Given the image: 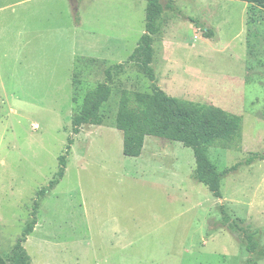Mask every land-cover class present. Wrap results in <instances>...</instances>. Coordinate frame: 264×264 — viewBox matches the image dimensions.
Returning a JSON list of instances; mask_svg holds the SVG:
<instances>
[{"label": "rangeland", "instance_id": "374dc122", "mask_svg": "<svg viewBox=\"0 0 264 264\" xmlns=\"http://www.w3.org/2000/svg\"><path fill=\"white\" fill-rule=\"evenodd\" d=\"M161 1L174 11L152 37L155 85L241 117V141L207 151L218 172L255 160L222 177L217 199L181 143L146 137L138 158L122 154L119 102L152 94L127 62L145 31V0H0V255L9 264H22L15 246L28 226L29 264H264V12L236 0ZM106 81L99 124L73 135L84 97ZM62 156L64 175L50 185ZM224 213L245 231L217 224Z\"/></svg>", "mask_w": 264, "mask_h": 264}, {"label": "trees", "instance_id": "16d2710c", "mask_svg": "<svg viewBox=\"0 0 264 264\" xmlns=\"http://www.w3.org/2000/svg\"><path fill=\"white\" fill-rule=\"evenodd\" d=\"M146 17L145 31L139 38L137 47L128 57L127 62H136L152 83V94L135 93L133 97L123 95L118 106L115 125L123 135L122 154L126 157L138 158L141 155L146 137H155L181 143L193 151L195 158V180L207 187L213 197L220 199V182L223 176L235 172L240 165H250L256 157H249L243 163L218 172L208 158L207 151L211 147L229 148L241 141L240 116L231 114L220 107L180 100L168 96L155 85V76L151 67L152 37L159 33V19L166 11L173 12L172 1L163 3L161 0H145ZM257 7L264 12V0H236ZM197 27L200 22L192 17H182ZM121 67V65L116 66ZM106 79H111V69L106 70ZM98 85L84 97L81 109L72 119V134L77 135L83 125L99 124L98 113L101 106L108 101L111 88L108 82ZM71 139L69 144H71ZM262 160L263 158H257ZM65 157H60L58 179L50 185L57 184L63 177ZM221 224L231 233L245 231L235 222H231L224 213ZM33 231L28 226L15 248L22 264H29L28 257L21 243ZM246 249L254 253L257 240L254 233L246 236ZM0 264H9L0 255Z\"/></svg>", "mask_w": 264, "mask_h": 264}, {"label": "crops", "instance_id": "0c3cea01", "mask_svg": "<svg viewBox=\"0 0 264 264\" xmlns=\"http://www.w3.org/2000/svg\"><path fill=\"white\" fill-rule=\"evenodd\" d=\"M247 4V3H246ZM248 5V4H247ZM124 248V247H123Z\"/></svg>", "mask_w": 264, "mask_h": 264}]
</instances>
